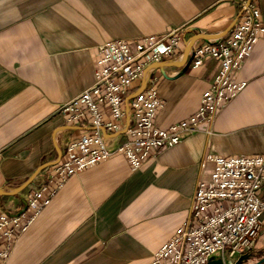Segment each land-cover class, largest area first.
<instances>
[{"label": "crops", "instance_id": "crops-1", "mask_svg": "<svg viewBox=\"0 0 264 264\" xmlns=\"http://www.w3.org/2000/svg\"><path fill=\"white\" fill-rule=\"evenodd\" d=\"M241 1L0 0V192H17L37 173L21 193L0 195V212L32 214L26 200L49 173L41 168L59 157L56 132H88L66 125L59 109L94 83L98 46L183 29L184 56L194 38L193 47L221 39L239 17ZM252 3L264 20V0ZM182 58L154 73L164 102L158 127L194 114L220 71L217 60L194 69L190 57L184 65ZM237 79L246 87L221 107L211 133L203 127L185 135L138 170L117 155L72 177L0 264H152L188 221L197 182L213 170L209 162L202 168L208 155L264 156V39ZM124 141L117 134L109 147ZM263 231L264 220L242 264H254L264 252Z\"/></svg>", "mask_w": 264, "mask_h": 264}, {"label": "built area", "instance_id": "built-area-1", "mask_svg": "<svg viewBox=\"0 0 264 264\" xmlns=\"http://www.w3.org/2000/svg\"><path fill=\"white\" fill-rule=\"evenodd\" d=\"M246 2H240L242 9ZM261 39L264 20L251 3L227 36L193 47L189 57L194 69L214 59L220 71L196 112L168 128L156 125L164 102L154 73L161 63H178L183 57V29L98 46L94 83L59 109L66 125L88 132L78 137L64 128L56 132L60 155L49 167L48 178L26 200L32 214L0 212V259L9 258L18 238L72 177L117 155L138 170L185 135L203 127L211 133L221 107L246 87L237 74ZM120 133L125 141L110 149L109 139ZM208 162L213 170L208 180L197 182L188 221L153 255L152 264H208L218 254L225 261L243 263L255 247L264 220V156L208 155L202 168Z\"/></svg>", "mask_w": 264, "mask_h": 264}, {"label": "water", "instance_id": "water-1", "mask_svg": "<svg viewBox=\"0 0 264 264\" xmlns=\"http://www.w3.org/2000/svg\"><path fill=\"white\" fill-rule=\"evenodd\" d=\"M251 3H252V0H247V2L245 4V6L243 7V9H242L239 17L250 7ZM239 17L237 18V20L239 19ZM236 21H235V23H236ZM235 23L220 38H223V37L227 36L229 34V32L233 29ZM196 40L197 39L194 38V39L190 40L187 43L186 50H185V53H184V56H183V61H182V64L183 65L188 62L191 49L193 48V45H194V43H195ZM161 65L176 66V63H165V62H163L159 66H161ZM58 154L60 155V150H58ZM50 166L51 165H44L41 169H44V168H47V167H50ZM36 176H37V173L33 177H31L29 179V181L20 190H18L17 192H15V193H3V192H0V195H3V196H15V195L21 193L24 189H26L28 186H30L33 183V181L36 178ZM208 264H228V263H227V261L223 260L222 258H218V259H213ZM235 264H238V263H235Z\"/></svg>", "mask_w": 264, "mask_h": 264}, {"label": "rangeland", "instance_id": "rangeland-1", "mask_svg": "<svg viewBox=\"0 0 264 264\" xmlns=\"http://www.w3.org/2000/svg\"><path fill=\"white\" fill-rule=\"evenodd\" d=\"M264 232V231H263ZM220 254H218L217 256H219ZM258 260L254 262V264H264V252L260 255L257 256ZM245 260V259H244ZM247 262V261H246ZM238 264H242V263H238Z\"/></svg>", "mask_w": 264, "mask_h": 264}]
</instances>
